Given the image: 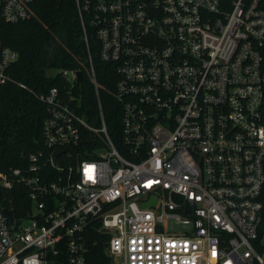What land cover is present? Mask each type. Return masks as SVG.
<instances>
[{
	"label": "built area",
	"instance_id": "obj_1",
	"mask_svg": "<svg viewBox=\"0 0 264 264\" xmlns=\"http://www.w3.org/2000/svg\"><path fill=\"white\" fill-rule=\"evenodd\" d=\"M33 1L0 0L1 20ZM74 1L97 116L73 101L77 69L44 92L17 82L44 104L46 150L0 170V264H87L94 232L109 264H264V0ZM87 25L114 67L117 141ZM17 58L0 39V87Z\"/></svg>",
	"mask_w": 264,
	"mask_h": 264
},
{
	"label": "trees",
	"instance_id": "obj_2",
	"mask_svg": "<svg viewBox=\"0 0 264 264\" xmlns=\"http://www.w3.org/2000/svg\"><path fill=\"white\" fill-rule=\"evenodd\" d=\"M30 15L17 22L0 18V39L18 52L17 60L10 65L12 80L0 87V170L27 164V154L46 150L41 124L44 104L23 82L36 92H44L53 85L67 82L59 69L74 68L82 72L81 81L73 83L76 108L86 119L96 118L97 102L92 82L86 70L87 45L74 0H34ZM88 44L100 87V98L109 133L115 141L120 129L119 107L112 93L115 72L110 62L99 58V43L87 25ZM14 193V192H9ZM24 199L16 196L15 215L22 213L18 204ZM261 200L264 216V186ZM17 205V206H16ZM90 229L93 227L90 226ZM98 243L92 247L87 264H109L103 257V239L107 235L94 232ZM102 256V257H101Z\"/></svg>",
	"mask_w": 264,
	"mask_h": 264
},
{
	"label": "water",
	"instance_id": "obj_3",
	"mask_svg": "<svg viewBox=\"0 0 264 264\" xmlns=\"http://www.w3.org/2000/svg\"><path fill=\"white\" fill-rule=\"evenodd\" d=\"M76 73V81L79 83L81 81V78H82V72L80 69H77L75 71ZM61 152L60 149H55L54 152H53V161H57V155ZM155 200H156V197L155 196H151V199L148 200V201H145V202H142L141 204L143 206H150V205H153L155 203ZM4 211L8 214L9 216V221L10 222H15L17 223L19 221V219H14L13 217V213H12V210L11 209H7L5 208ZM104 231H106V229H104Z\"/></svg>",
	"mask_w": 264,
	"mask_h": 264
},
{
	"label": "rangeland",
	"instance_id": "obj_4",
	"mask_svg": "<svg viewBox=\"0 0 264 264\" xmlns=\"http://www.w3.org/2000/svg\"><path fill=\"white\" fill-rule=\"evenodd\" d=\"M167 226H168L169 228H177V227H180L179 224L175 223V222L172 221V220H168V221H167Z\"/></svg>",
	"mask_w": 264,
	"mask_h": 264
}]
</instances>
